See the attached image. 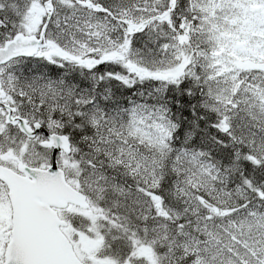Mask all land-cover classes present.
Wrapping results in <instances>:
<instances>
[{"label": "snow or ice", "instance_id": "snow-or-ice-1", "mask_svg": "<svg viewBox=\"0 0 264 264\" xmlns=\"http://www.w3.org/2000/svg\"><path fill=\"white\" fill-rule=\"evenodd\" d=\"M0 264H264V0H0Z\"/></svg>", "mask_w": 264, "mask_h": 264}]
</instances>
